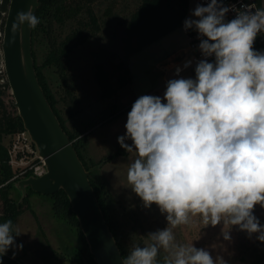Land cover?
Returning a JSON list of instances; mask_svg holds the SVG:
<instances>
[{
  "label": "clouds",
  "instance_id": "obj_1",
  "mask_svg": "<svg viewBox=\"0 0 264 264\" xmlns=\"http://www.w3.org/2000/svg\"><path fill=\"white\" fill-rule=\"evenodd\" d=\"M230 10L237 14L226 21ZM192 16L184 29L198 33L204 57L195 78L168 80L163 97H138L125 134L117 138L126 152L136 153L127 170L129 188L144 208L155 204L167 221L147 234L143 246L133 245L122 264H160L161 250L167 253L163 264H227L193 243L177 242L174 229L195 217L204 227L222 224L226 241L237 226L264 242V225L254 215L257 205L264 208V51L254 49L264 33V7L236 10L209 0L197 4ZM39 23L30 6L17 12L12 27L22 33L25 24L34 29ZM181 71L177 67L176 75ZM13 227L11 219L0 223V264L15 245L14 234L20 235Z\"/></svg>",
  "mask_w": 264,
  "mask_h": 264
},
{
  "label": "rangeland",
  "instance_id": "obj_2",
  "mask_svg": "<svg viewBox=\"0 0 264 264\" xmlns=\"http://www.w3.org/2000/svg\"><path fill=\"white\" fill-rule=\"evenodd\" d=\"M196 6L197 3L189 0L185 20L196 19L192 16ZM107 31H110V36L103 31L100 38L78 48L72 56L74 90L80 109L75 117L66 121L71 129L75 121L79 127L98 121L82 138L84 158L96 164L116 151L119 144L117 138L125 134L127 114L135 100L141 95L163 97L164 91L155 89L163 79L160 68L166 75L170 66L161 63L157 67L156 63L171 51L185 48L188 41L183 24L129 56L130 80L121 87L114 85L115 92L110 97L101 98L100 87L95 78V64L101 62L106 67L114 66L124 58L121 32L113 35L112 29ZM185 78H193L191 72ZM54 89L61 92L57 81ZM4 98L6 102L14 100L9 91ZM61 112L66 116L64 110ZM128 142L130 140L125 141ZM6 143L8 145L9 142ZM135 157V152H127L126 155L116 156L109 161L101 160V166L96 169L98 178L108 186L114 197L117 218L122 225L121 232L128 252L133 245L143 246L148 233L167 227L166 217L160 213L159 208L155 204L151 208H144L140 198L129 188L127 170ZM25 197L26 208L18 216L15 225V230L20 235L14 236L15 245L22 244L23 248L20 250L14 245L9 248L8 254L19 258L23 264H50L55 256L62 260V264H77L75 250L81 246V235L77 228L67 218L55 215L50 197L27 193V189ZM254 215L264 225V208L257 205ZM222 227V224L204 227L199 218L195 217L191 225L174 229V234L178 243H193L196 248L209 251L213 259L222 257L227 264H254L264 255V242L257 240L258 234L249 237L247 232L233 226L230 231L231 241H226L221 235ZM165 255L167 253L161 250L158 257Z\"/></svg>",
  "mask_w": 264,
  "mask_h": 264
},
{
  "label": "trees",
  "instance_id": "obj_3",
  "mask_svg": "<svg viewBox=\"0 0 264 264\" xmlns=\"http://www.w3.org/2000/svg\"><path fill=\"white\" fill-rule=\"evenodd\" d=\"M9 2L10 0H0V63L2 33ZM254 2L258 7H264L263 0H254ZM188 4L189 0H40V5L35 12L40 23L36 28L31 29L34 68L52 110L63 130L72 140L78 157L86 169L96 163L84 158L82 138L87 134L85 132L98 121L87 123L85 127H79L75 121L72 124L73 129L67 126L66 121L75 117L80 109L79 99L74 90L73 54L78 48L100 38L103 31L108 36H110L108 29H112L113 35L121 32L124 58L114 66L106 67L101 62L95 64V78L100 87V97H110L115 92L114 85L121 87L130 80L129 56L183 25ZM254 49L264 51V33L257 36ZM213 60L214 57L209 62ZM191 74L194 79L195 67L192 68ZM56 81L60 84L61 92L54 89ZM7 87L9 88V84ZM4 96L5 92H0V223L11 219L13 231L16 232V221L26 208L27 197L20 200L21 192L15 186L18 179L11 180L14 170L7 162L6 141L10 143L14 134L23 130L24 127L13 101L6 102ZM62 110L65 111L66 116H63ZM128 144H131V141ZM126 153V150L118 144L114 153L101 160L109 161ZM101 160L98 162H102ZM88 177L103 216L124 258L129 252L121 232L122 225L117 218L114 197L108 186L98 178V170L90 172ZM26 189L27 193L50 197L55 215L67 218L77 228L81 235V246L75 250L77 264H83L84 258L89 264H97L89 252L75 214L69 209L70 202L66 193L62 189L53 194H40L29 187ZM163 258L158 257L160 264H163ZM2 264H23V262L7 252L2 257ZM50 264H62V260L55 256ZM254 264H264V255Z\"/></svg>",
  "mask_w": 264,
  "mask_h": 264
},
{
  "label": "water",
  "instance_id": "obj_4",
  "mask_svg": "<svg viewBox=\"0 0 264 264\" xmlns=\"http://www.w3.org/2000/svg\"><path fill=\"white\" fill-rule=\"evenodd\" d=\"M39 5L40 0H10L2 33V62L14 98L13 105L46 166L43 175L21 178L15 186L21 192L20 200L25 197L27 187L40 194H53L62 189L94 261L97 264H122L123 256L88 177L102 162L85 168L37 78L31 29L25 24L22 33L13 31L17 12L27 11L31 6L35 13ZM83 264L89 263L84 259Z\"/></svg>",
  "mask_w": 264,
  "mask_h": 264
},
{
  "label": "built area",
  "instance_id": "obj_5",
  "mask_svg": "<svg viewBox=\"0 0 264 264\" xmlns=\"http://www.w3.org/2000/svg\"><path fill=\"white\" fill-rule=\"evenodd\" d=\"M197 4L207 6L209 0H192ZM224 6L234 8L236 10H244L245 6H250L256 3L254 0H223ZM256 7H258L256 5ZM254 11V10H253ZM236 11L230 10L226 14V21H230L235 18ZM187 36V45L185 48L179 50L168 58L163 65H169L170 69H167V74L163 76V79L159 86L155 90L162 89L164 92L166 90L167 81L170 79L176 78H185L186 74L191 72L192 68L196 66V63L200 59H204L202 56L198 45L200 39L198 36L193 33L192 29L185 31ZM213 57L207 58L209 61ZM188 61L192 63L187 68L184 67V64ZM180 67L182 71L179 73V76L176 75V68ZM8 80L3 66V62L0 63V92L4 91L10 92V87H7ZM8 164L14 170V175L11 180L25 178L27 176H41L46 172V166L44 159L38 154L36 147L34 146L33 141L30 139L28 132L23 129L14 134L12 137L9 146H8Z\"/></svg>",
  "mask_w": 264,
  "mask_h": 264
},
{
  "label": "crops",
  "instance_id": "obj_6",
  "mask_svg": "<svg viewBox=\"0 0 264 264\" xmlns=\"http://www.w3.org/2000/svg\"><path fill=\"white\" fill-rule=\"evenodd\" d=\"M193 30V33L194 34H198L194 29H192ZM182 48H184V47H182ZM182 48H179L178 50H173V51H171L169 54H167L163 59H161V60H159L157 63H156V66L158 67V65L159 64H161V63H163V62H165L168 58H170L173 54H175L176 52H178L179 50H181ZM160 71L162 72V78H163V75H164V73H163V69H161L160 68ZM162 81V80H161ZM160 84V83H159ZM8 146H9V144H8ZM16 231V230H15Z\"/></svg>",
  "mask_w": 264,
  "mask_h": 264
},
{
  "label": "bare ground",
  "instance_id": "obj_7",
  "mask_svg": "<svg viewBox=\"0 0 264 264\" xmlns=\"http://www.w3.org/2000/svg\"><path fill=\"white\" fill-rule=\"evenodd\" d=\"M42 157V156H41ZM43 158V157H42ZM44 159V158H43Z\"/></svg>",
  "mask_w": 264,
  "mask_h": 264
}]
</instances>
